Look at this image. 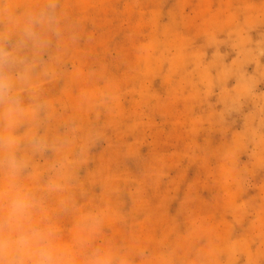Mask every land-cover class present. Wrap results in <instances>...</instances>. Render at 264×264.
Here are the masks:
<instances>
[{"label": "rangeland", "instance_id": "rangeland-1", "mask_svg": "<svg viewBox=\"0 0 264 264\" xmlns=\"http://www.w3.org/2000/svg\"><path fill=\"white\" fill-rule=\"evenodd\" d=\"M5 34L65 242L94 213L131 264H264V0H0Z\"/></svg>", "mask_w": 264, "mask_h": 264}, {"label": "clouds", "instance_id": "clouds-1", "mask_svg": "<svg viewBox=\"0 0 264 264\" xmlns=\"http://www.w3.org/2000/svg\"><path fill=\"white\" fill-rule=\"evenodd\" d=\"M26 37L35 38L31 26ZM7 41L5 34L0 42V264H131L121 249L95 242L102 223L97 214L82 216L72 240L64 241L48 207L49 196L64 190V165H52L55 176L43 185L32 169L33 157L50 147L47 136L38 133L47 105L34 100L25 107L20 93L29 82L31 64L18 55L23 40ZM251 86L243 85L245 90ZM64 205L61 199L56 211Z\"/></svg>", "mask_w": 264, "mask_h": 264}]
</instances>
